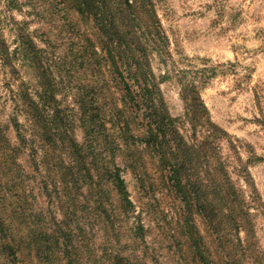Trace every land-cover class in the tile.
Segmentation results:
<instances>
[{
  "label": "rangeland",
  "instance_id": "1",
  "mask_svg": "<svg viewBox=\"0 0 264 264\" xmlns=\"http://www.w3.org/2000/svg\"><path fill=\"white\" fill-rule=\"evenodd\" d=\"M148 4L157 41L140 21L124 28L160 102H142L127 62L94 65L101 10L85 20L78 0H0V264H264V0ZM177 143L181 179L162 158ZM192 172L203 196L186 195Z\"/></svg>",
  "mask_w": 264,
  "mask_h": 264
},
{
  "label": "trees",
  "instance_id": "2",
  "mask_svg": "<svg viewBox=\"0 0 264 264\" xmlns=\"http://www.w3.org/2000/svg\"><path fill=\"white\" fill-rule=\"evenodd\" d=\"M150 0H134L131 3L128 2V0H123V1H118L117 6H119L118 12L115 14V16L111 13V9L109 6V0H78V12L80 13L81 17L84 18L85 20H88L89 14L93 10H101V15L102 19H105L106 17L108 18V24L105 22H100L99 24L93 23L92 25V32L91 36H93V39L97 40H105L107 43L105 47L98 53L97 50L93 49L91 50V54H95L94 58V65L100 62L99 58L103 62V64L107 63L108 66L111 67L112 71L115 72L116 68H118V61L122 60L124 62H127L128 65L131 67V70L133 71V75L135 79L140 82L142 85L141 87V100L142 102H151V101H156L160 102V98H157L153 95L157 92L153 78H152V73L150 72L149 68V63H148V58H146L145 54V46L142 44H139L136 42L134 43L135 37L133 34H130L127 32V30L124 28V26L128 23H124L127 18L128 21L133 23L134 20H136L135 23H140V26H144L147 31L149 28L148 21L150 19H156V14L154 10L150 7V4H148ZM99 6V7H98ZM101 8V9H98ZM126 11L129 12L130 17L126 16ZM134 12H137L135 15ZM128 14V13H127ZM134 17H133V16ZM93 17L96 18L94 15ZM133 17V18H132ZM137 17V18H136ZM132 20V21H131ZM154 21V20H152ZM152 23V22H151ZM154 23V22H153ZM130 24V23H128ZM139 25V24H138ZM155 28L156 31V38L160 36V29L158 27V24ZM149 34H151L149 40L153 43L157 41L155 38L154 34L152 35L151 31H149ZM162 38H164L161 35ZM113 42V43H112ZM133 66V67H132ZM133 102H135L133 100ZM198 106L200 108V112L197 114L198 120L197 123L199 122L200 126L203 127L204 131H208L204 138H208V143L211 147V149L216 150L217 145H216V140L220 138L219 135H217L211 127H209L207 124L209 123V115H208V110L202 102L198 103ZM192 110L197 109V106L195 102H192L191 105ZM152 112L154 113V117L157 120V123L164 124L163 123V116L161 111H156L155 109H152ZM193 121V118H191ZM196 124V123H195ZM130 130L129 124H128V119H124L123 122V132L126 134ZM171 130V129H170ZM172 132L170 133L171 136H174L176 131L171 130ZM2 137V130L0 129V140ZM196 138V137H194ZM135 141V140H134ZM2 145V146H1ZM134 144L132 143L131 146ZM3 147L5 149L6 143L3 138V143H0V148ZM8 147V146H7ZM192 144H188L186 142V164L192 168L193 165H195V162H193V156L194 152L192 151ZM182 146L177 143L176 148L172 151L169 152L168 154H162V158L165 160H173V164H175V167L173 169V173L178 178L181 179V171L185 170L181 168L183 167L182 163V158H181V153L180 151L183 150L185 153V149ZM7 150V149H6ZM204 152L205 149L202 148ZM206 154L204 153L203 156ZM196 157V155H195ZM200 157V156H199ZM219 165L221 164L220 161L218 160ZM189 168V169H190ZM197 168V167H196ZM193 173V172H192ZM187 175V174H186ZM201 181L202 178L197 175V173H193L192 177H186V195H189V192L194 194V195H204L202 190H200L201 186ZM201 183V184H200ZM184 187V186H183ZM116 192L118 194V202L120 207L123 208V211H129L132 207L131 200L128 199V194L127 191L125 190L124 183L122 179H118V186L116 188Z\"/></svg>",
  "mask_w": 264,
  "mask_h": 264
}]
</instances>
